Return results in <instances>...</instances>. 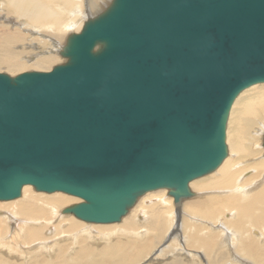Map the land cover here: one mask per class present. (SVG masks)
<instances>
[{"label":"water","instance_id":"1","mask_svg":"<svg viewBox=\"0 0 264 264\" xmlns=\"http://www.w3.org/2000/svg\"><path fill=\"white\" fill-rule=\"evenodd\" d=\"M68 40L65 65L0 73V200L61 191L91 223L155 189L189 196L227 155L234 99L264 82V0H113Z\"/></svg>","mask_w":264,"mask_h":264},{"label":"bare ground","instance_id":"2","mask_svg":"<svg viewBox=\"0 0 264 264\" xmlns=\"http://www.w3.org/2000/svg\"><path fill=\"white\" fill-rule=\"evenodd\" d=\"M112 1L0 0V70L8 69L13 74L25 68H35L32 71L47 73L59 61L65 63L67 58L63 52L68 38L80 33L86 22L105 12ZM101 47L99 43L93 48L98 50ZM260 84L264 82L254 85ZM244 90L236 96L230 109L232 128L227 138L228 156L213 172L192 178L189 181L190 197L175 203L177 219L173 221L176 225L171 230L169 240L176 235L180 237L183 247L178 252L181 257L151 264H196L198 259L204 264H232L227 260L231 254L236 261L242 258L240 262L243 264H264V160L254 164L251 159L258 152L252 148V144L264 140V86L254 98L245 99ZM236 107L238 112L234 111ZM258 114L263 115V118L257 120ZM231 150L235 151L234 155H230ZM263 150L264 147L260 149L259 155ZM251 165L257 168L252 173L246 171ZM57 193L66 195L61 191L52 194ZM24 197L20 203L13 199L0 201V211L13 209V213L31 218L30 221L26 219L29 225L25 224L23 228L24 234L17 243L18 249L33 241L43 244L45 248L39 250L43 252L46 249L47 254L51 255L50 241H47L49 232H54L52 239H70L72 242L59 245L54 260L49 258L51 261H32L30 264H132L142 257L151 244L160 242L167 223L170 226L173 219L172 213H169L173 198L168 188L140 195L119 223L106 227L99 234L93 230V223L75 216L58 222L41 205L42 199L32 194L25 195L23 191ZM150 199L158 203L154 205L155 202H152V205L145 207L143 202ZM42 201L51 203L54 209L71 202L59 195ZM52 201L62 203L55 204ZM144 212L148 217L140 224H145V228H136L135 216L144 218ZM179 212H183V215ZM62 215L69 216L71 213L63 212ZM6 222V216L0 212L1 229H5ZM49 223H53V226L46 231L44 227ZM71 228L78 229L76 232L56 234L58 230ZM119 235L122 240L117 238ZM113 237L115 239L110 241ZM132 238H135L136 244ZM183 238L189 241L187 247L195 248H185ZM74 248L75 254L70 256ZM196 248L203 254L194 253ZM173 249L177 251V243L167 248L168 254H172ZM164 250V247L159 249L157 261L165 260L159 254ZM156 255L152 259L155 260Z\"/></svg>","mask_w":264,"mask_h":264},{"label":"rangeland","instance_id":"3","mask_svg":"<svg viewBox=\"0 0 264 264\" xmlns=\"http://www.w3.org/2000/svg\"><path fill=\"white\" fill-rule=\"evenodd\" d=\"M61 59H57V61H59ZM67 61H68V59H67ZM67 61L65 63L61 62L63 64H61L60 61H59L58 64H55L52 67V69L54 67H56V66H60V64L61 65L66 64ZM25 69L26 70L22 69L20 72H17V73L14 72L13 74L10 72L11 70L1 69L0 73H6V74H8L10 76H16L17 74H19L21 72H25V71L27 72V71L35 70V68H25ZM46 71H49V70H46ZM256 84H259V83H256ZM263 86H264V84H260V85H257L255 87V85L253 84V85H251V88H248V87L245 88V90L243 92V97L245 99L256 97L258 92L260 90H262ZM230 109H231V107H230ZM234 111L238 112L239 111L238 107H236ZM229 115H230V110H229ZM263 115H259L258 114L257 115V120L262 119ZM231 128H232V122H231V120H229V116H228L227 125H226V136H225L226 137V144H227L228 148H229V143L227 141V138H228V135L231 134ZM262 136L264 137V135H262ZM263 144H264V140H262V139L256 141V144H252V148L255 151H258L257 153L254 154V157L251 158L254 164L257 163L258 161H263L264 160V150L261 151L260 155H259L260 149H262L264 147ZM234 154H235V151L231 150L230 155H234ZM227 156H228V149H227V155L225 156V158ZM230 158H231V156H230ZM224 159H223V161H224ZM256 169L257 168L255 167V165H251V166L246 168V171H251L250 173H252ZM213 171H211V172H213ZM211 172H208V173H211ZM208 173H206V174H208ZM263 173H264V171H263ZM203 175H205V174H203ZM23 191L25 192V195L32 194L33 197H36V198L42 199V200H47V198H49V197H54L55 195H59V196L63 197L66 201H71L69 204H67L65 206H62V207L54 209L51 206V203L43 202L42 200H40L41 205H43L45 207V209H47L49 211V213L52 215V219H56L58 222L60 220H65L66 218H68L70 216H74L72 213L69 216H63L62 215L63 208L70 207V206H72L74 204H78V203H80L82 201V199H80V198H78L76 196L67 194V193H65L66 195H64V194H61V193L52 194L54 192L48 193V192L36 191L30 185L25 186L23 188V190L21 191L20 197H18L16 199H13V201H15L16 203H20L22 200H24L26 197L22 198ZM188 197H190V195L186 196V197H183V198H188ZM172 198H173V196H172ZM153 200L154 199L145 200L143 202V205L144 206L145 205H149L152 202H155L154 205H156L158 202L153 201ZM0 201L7 202L9 200H0ZM52 202H54L55 204H61L62 203V202H56V201H52ZM45 203H47L49 205L46 206V205H44ZM175 207H176V204H175L174 198H173V202H172L171 208L169 210V213H172L173 219H172V223L170 224V226L168 225L169 222L167 223V227L169 226V229L166 232V229H167V227H166L165 230H164V233H163V238L160 240V242L157 245L151 244L150 248L147 249V251L142 255V257H140L138 260L134 261L132 264H143V263L144 264H147V263L151 264V263H154V262H160L161 263V261H163V262H165V261H173L174 259L181 257V255L178 252V249L183 247V243H182V241H180V237L178 235H176V237L173 236L169 240V238H170L169 236L171 235V230L176 225V223H173V221L177 219V212L175 211ZM181 208H182V205H181ZM0 212L3 215H5L6 218H7L5 229H1V227H0V264H30L32 261H37V262L51 261L50 259L54 260L53 257L55 258L57 256L58 253L55 254V251L57 252V249H58L59 245L66 244V243H68V244L72 243L70 241V239L69 240L68 239L67 240H58V238L57 239L56 238L52 239L51 237L55 236L54 232H52V233L49 232L48 233L49 237L47 238V241H50L49 245H50V247L52 249V254H51L52 256L50 254H47L46 249L43 252L41 250H39L41 248H45L43 244L35 243L33 241L28 242L27 244H25L23 246V248L18 249L17 243L20 241V239L22 238V235L24 234V229L23 228H25V224L29 225L28 223H26V219H29V221H30L31 218H27V217H24V216H20V215H18L16 213H13V209H11V210H2ZM179 214L183 215V212H179ZM9 216H11V218ZM138 217H140V216L138 215ZM138 217L135 216L136 228H141V227L145 228V224H140V222L141 221H145L147 219V217H148V214L144 212V218H138ZM117 223H119V222H117ZM117 223H93V227H94L93 230L97 234H99L100 231H102L106 227H110V226L115 225ZM141 225H143V226H141ZM50 226H53V223H49L47 226L44 227V229L46 231H48L50 229ZM61 226H64V225H61ZM181 228H182V226H181ZM181 228H180V231H181ZM77 229L78 228H71L69 230L68 229H61V230H58L56 232V234H64V233L66 234L67 232H76ZM174 231H176V230H174ZM44 236H46L45 232H44ZM252 236H253V232H252ZM117 238H120V235H119V237L117 236ZM113 239H115V237L111 238L110 241H112ZM120 239L122 240V236H121ZM125 239L126 238H123V240H125ZM132 239H133L132 242L134 244H136V241H134L135 238H132ZM137 239H139L138 236H137ZM56 241H58V242L56 243ZM183 242H186L185 248L189 249V248L193 247V246L187 247V245L189 244V241L186 238H183ZM175 243H177V251L175 249H173L172 254L171 253H170L171 255L168 254L167 248L170 247V246L173 247ZM53 246H55V248H53ZM162 247H164L165 250H164V252H161L159 254H161L162 258L165 257V260L157 261L158 260L157 257L160 256V255H156V254L159 252V249L162 248ZM193 248H195V247H193ZM74 252H75V248L72 250V252L69 253L70 256H72V255L74 256V254H75ZM189 253L192 254V252H189ZM194 253L203 254V251L198 250L196 248ZM154 255H156L155 260L152 259L154 257ZM25 257H26V259H25ZM205 258L208 259V256L207 257L205 256ZM150 259H152V261H150ZM199 260L200 259H198L196 261V264H204V262H202V260H200V261ZM227 260L229 262H231L232 264H243V263L240 262V260H242V258L239 261H236L234 259V256H232V254H231V258L227 259Z\"/></svg>","mask_w":264,"mask_h":264}]
</instances>
